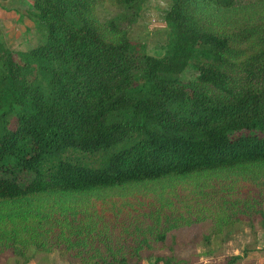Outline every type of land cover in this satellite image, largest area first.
Segmentation results:
<instances>
[{
  "label": "trees",
  "instance_id": "16d2710c",
  "mask_svg": "<svg viewBox=\"0 0 264 264\" xmlns=\"http://www.w3.org/2000/svg\"><path fill=\"white\" fill-rule=\"evenodd\" d=\"M2 1L24 8L43 39L15 50L0 31V253L26 262L33 248L65 245L77 258L69 264H141L144 252L167 248L174 227L157 201L130 196L158 182L208 190L223 204L249 181L233 204L262 202L264 0H170L162 56L130 36L149 0ZM105 3L116 9L106 20ZM189 70L196 76L185 80ZM141 210L153 248L139 233L130 239ZM236 210L264 230V208Z\"/></svg>",
  "mask_w": 264,
  "mask_h": 264
},
{
  "label": "rangeland",
  "instance_id": "374dc122",
  "mask_svg": "<svg viewBox=\"0 0 264 264\" xmlns=\"http://www.w3.org/2000/svg\"><path fill=\"white\" fill-rule=\"evenodd\" d=\"M170 3V0H149L143 14L130 32L133 42L145 44L146 51L156 56H162L165 52L164 45L170 29L163 19V14L169 8ZM5 6H7L6 1L1 0L0 31L2 37L15 50H29L40 45L43 38L38 29L39 26L27 15V11L23 8V12L18 13L10 10L13 5H9V9H6ZM115 12L116 9L109 3L102 4L99 8V15L104 20L112 17ZM42 35L46 37L47 32H42ZM195 76L196 72L189 70L183 78L187 80ZM71 156L81 157L83 162L90 164L98 165L100 161L98 156L92 154L74 153ZM239 183L240 181L234 185L236 192H232L227 197L229 202L223 204L219 203V195L217 197L212 196L208 190L191 195L194 187L188 184L175 186V182H158L149 184L143 190H134L130 195L131 197L139 196L145 202L149 199L157 201L160 209L172 218L170 224L174 225L166 232L164 243L167 248L164 250L152 249L151 253L146 249L148 253L144 252L143 259L138 262L151 264L148 257L152 255H174L176 259L181 260L179 264H226L230 256L234 254L244 255L245 249L256 248L259 250L254 249L256 251L251 252L250 257H245L238 263L264 264V230L259 225L260 217L251 219L248 215H241L236 210L237 207L247 208L249 206L264 208V197L259 198L262 202H258L255 195H252L248 198L252 202L248 204L245 202L233 204V201L237 203L236 199H239L240 196L245 197L247 188L250 187L249 181L248 184L240 185ZM172 185L174 187L170 188L169 186ZM241 190L245 191H242L240 196L236 195ZM91 200H96V197ZM190 205L196 206V209L189 208ZM228 205H230L229 209ZM191 216H194L195 220L188 222V218ZM138 217H142L139 223V231L133 230L130 239L139 233L141 234V243H144L145 237L150 241L153 248L156 242L150 231L154 227L143 210L140 211ZM252 223H256L254 227H251ZM24 236L26 235L24 234ZM31 243L32 246L37 245L32 240ZM104 246L101 245L100 252L105 250ZM48 247L42 248L41 251L31 249L26 255V262L24 257L17 256L15 252L4 251L0 253V264H69L77 259L73 250L66 249L65 245L52 247L51 250ZM182 260H185V263ZM132 262H137V259L132 260Z\"/></svg>",
  "mask_w": 264,
  "mask_h": 264
},
{
  "label": "crops",
  "instance_id": "0c3cea01",
  "mask_svg": "<svg viewBox=\"0 0 264 264\" xmlns=\"http://www.w3.org/2000/svg\"><path fill=\"white\" fill-rule=\"evenodd\" d=\"M14 11H15V10H14ZM5 12H8V10H7V11L5 10ZM20 12H21V11H19L18 13H20ZM22 12H23V10H22Z\"/></svg>",
  "mask_w": 264,
  "mask_h": 264
}]
</instances>
